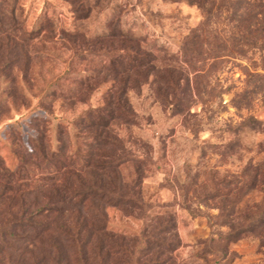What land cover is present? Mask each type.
<instances>
[{"label": "rangeland", "instance_id": "374dc122", "mask_svg": "<svg viewBox=\"0 0 264 264\" xmlns=\"http://www.w3.org/2000/svg\"><path fill=\"white\" fill-rule=\"evenodd\" d=\"M130 3L124 28L158 58L160 72L129 92L135 123L115 125L111 145H94L93 152L111 157L102 163L125 161L121 171L132 180L138 170L148 208L108 207L109 231L126 238L143 229L152 234L157 222L171 216L179 241L175 264H264V21L240 20L243 10L228 0H205L204 10L186 1ZM46 13L56 17L58 32L79 27L101 35L111 12L74 25L71 7L62 0H19L16 11L28 30L47 25ZM46 48L53 54L35 65L30 90L19 85L26 103L10 99L0 120V157L12 170L18 164L15 149H32L37 133H47L48 141L65 133L68 154L89 151V135L69 123L84 107L57 102L52 116L36 110L71 56L52 44ZM107 89L102 86L89 104L100 106ZM230 220L245 231L237 242L225 238L232 232Z\"/></svg>", "mask_w": 264, "mask_h": 264}, {"label": "trees", "instance_id": "16d2710c", "mask_svg": "<svg viewBox=\"0 0 264 264\" xmlns=\"http://www.w3.org/2000/svg\"><path fill=\"white\" fill-rule=\"evenodd\" d=\"M62 1L71 7L74 25L109 10L105 31L89 35L76 27L58 32L56 17L49 19L47 13V25L41 19L39 30H28L16 14L19 0H0V120L9 110L10 99L26 103L19 85L30 90L35 65L53 54L46 48L52 44L68 51L70 62L46 87L36 110L52 116L57 102L70 109L84 107L69 123L89 135V151L81 155L75 149L68 154L62 141L65 133H55L52 141L47 133H37L31 140L32 149L23 145L15 149V169L0 157V264H175L179 241L173 217L157 222L152 234L143 229L126 238L109 231L108 207L143 212L148 205L141 199L138 170L132 180L121 171L125 161L102 163L101 158L111 157L93 152L94 145H111L115 125L135 123L129 92L159 74L158 58L124 28L123 13L130 8V0L115 5V0ZM170 1H186L204 10L205 0ZM228 3L243 10L240 20L264 21V0ZM168 75L172 77L173 72ZM104 85L108 89L103 103L90 105L93 94ZM33 193L37 196L30 200ZM228 224L232 232L225 238L237 242L245 231L236 230L233 220ZM13 250L18 252L16 258Z\"/></svg>", "mask_w": 264, "mask_h": 264}]
</instances>
